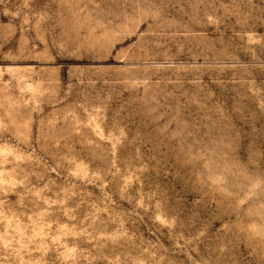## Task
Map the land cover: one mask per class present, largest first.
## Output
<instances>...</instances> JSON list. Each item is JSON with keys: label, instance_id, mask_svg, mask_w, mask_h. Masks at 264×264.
Instances as JSON below:
<instances>
[{"label": "rangeland", "instance_id": "rangeland-1", "mask_svg": "<svg viewBox=\"0 0 264 264\" xmlns=\"http://www.w3.org/2000/svg\"><path fill=\"white\" fill-rule=\"evenodd\" d=\"M0 264H264V0H0Z\"/></svg>", "mask_w": 264, "mask_h": 264}]
</instances>
